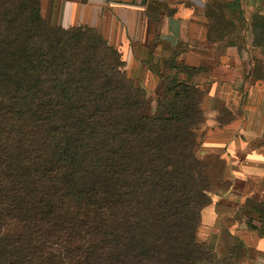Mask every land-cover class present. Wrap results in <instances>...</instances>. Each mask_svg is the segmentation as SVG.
Returning a JSON list of instances; mask_svg holds the SVG:
<instances>
[{"label":"trees","instance_id":"trees-1","mask_svg":"<svg viewBox=\"0 0 264 264\" xmlns=\"http://www.w3.org/2000/svg\"><path fill=\"white\" fill-rule=\"evenodd\" d=\"M175 68L153 109L100 32L50 21L43 0H0V264L243 260L240 238L224 255L198 239L225 183L204 170L197 67ZM249 204L264 235V201Z\"/></svg>","mask_w":264,"mask_h":264},{"label":"crops","instance_id":"crops-1","mask_svg":"<svg viewBox=\"0 0 264 264\" xmlns=\"http://www.w3.org/2000/svg\"><path fill=\"white\" fill-rule=\"evenodd\" d=\"M208 1L43 0V5L45 16L54 23L65 28L91 27L100 32L120 50L130 75L141 78L147 72V58L156 55L155 49L161 47V55L166 48H176L181 39L188 37L194 41L197 34L193 31L201 29ZM257 1L264 6V0ZM200 55L187 53L185 61L197 65L203 57ZM239 92L235 88L226 92L229 109L236 105ZM243 93L247 101L234 118L221 122L217 113L209 116L211 122L205 131L201 154L215 156L222 162L225 184L213 193L212 203L203 208L200 228L214 238L224 230L223 222L231 221L225 232L239 235L258 253L247 264H264V235L258 229L262 221L249 204L252 199L264 201V78L254 83L247 81ZM210 94L219 95L218 87ZM207 236L202 241H207Z\"/></svg>","mask_w":264,"mask_h":264},{"label":"rangeland","instance_id":"rangeland-1","mask_svg":"<svg viewBox=\"0 0 264 264\" xmlns=\"http://www.w3.org/2000/svg\"><path fill=\"white\" fill-rule=\"evenodd\" d=\"M43 11L46 15L45 6ZM261 15L264 16V6L257 0H241L240 2L238 0H209L206 6L205 21L201 22V29L193 31L197 34V37L193 38L194 41H190L188 37L181 39L176 48H166L161 55H159V50L162 49L158 47L159 49H155L156 55L147 58L148 65L144 64L147 72L145 71L142 77L137 79L146 88L152 100V108L155 109L157 99L163 93L168 77H171L177 70L175 66H195L197 70L192 71L195 72L192 81L199 84L205 92L202 107L206 122L202 131L207 130L211 122L209 116L214 112L218 114L217 117L221 122L231 119L232 113L226 106L228 102L226 92L232 88L240 91L233 108V112L238 113L242 109L240 108L242 103L247 101L243 93L247 81L254 83L259 77L264 76V36L255 39L251 28L252 22L255 19L259 20ZM94 34L92 32L91 37ZM193 52L203 56L197 65H189L185 61L187 53ZM126 69L130 74L129 69ZM215 86L220 92L217 96L210 94ZM203 160L204 170L208 174H220L222 162L217 157L208 155ZM230 223L231 221H224V230L220 236L214 238L205 235L200 228L198 239L202 241L207 236V242L214 246L216 254H227L239 238V235L233 236L225 232ZM243 253L244 258L239 264L243 262L247 264L249 258H256L258 254L254 247H248L246 244Z\"/></svg>","mask_w":264,"mask_h":264}]
</instances>
